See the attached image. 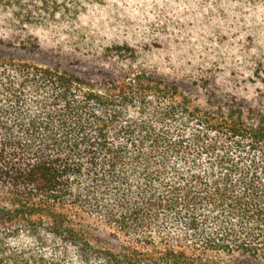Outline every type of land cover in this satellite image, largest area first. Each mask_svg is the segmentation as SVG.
<instances>
[{
	"label": "trees",
	"instance_id": "16d2710c",
	"mask_svg": "<svg viewBox=\"0 0 264 264\" xmlns=\"http://www.w3.org/2000/svg\"><path fill=\"white\" fill-rule=\"evenodd\" d=\"M185 87L0 54V264H264V95Z\"/></svg>",
	"mask_w": 264,
	"mask_h": 264
},
{
	"label": "rangeland",
	"instance_id": "374dc122",
	"mask_svg": "<svg viewBox=\"0 0 264 264\" xmlns=\"http://www.w3.org/2000/svg\"><path fill=\"white\" fill-rule=\"evenodd\" d=\"M0 42L81 76L183 79L197 103L264 95V0H0Z\"/></svg>",
	"mask_w": 264,
	"mask_h": 264
}]
</instances>
